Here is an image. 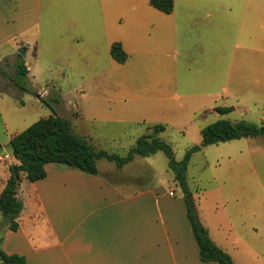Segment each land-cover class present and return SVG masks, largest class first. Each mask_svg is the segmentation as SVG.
Here are the masks:
<instances>
[{
    "label": "crops",
    "instance_id": "crops-1",
    "mask_svg": "<svg viewBox=\"0 0 264 264\" xmlns=\"http://www.w3.org/2000/svg\"><path fill=\"white\" fill-rule=\"evenodd\" d=\"M113 42H120L127 58H140L137 69L158 73H148L141 100L178 98L171 88L180 69L186 70L180 84L193 89L185 97H213L215 88L264 93V0H173L168 14L149 0H0V75L16 90L10 79L15 73L5 67L15 72L19 47L25 48L28 76V54L63 56L101 44L110 54ZM156 52L161 59L150 60ZM14 92L0 86V192L9 165L18 163L9 141L32 124L19 128L24 118L9 94ZM207 111L213 107L199 115ZM238 150L228 155L225 177L215 178V190L222 182L225 193L215 199L213 236L202 223L236 264H264V158L250 162L245 153L251 149ZM45 170L33 182L21 176L18 229L0 221V248L23 255L25 264H217L200 260L185 203L178 199L171 205L153 186L110 181L99 169L93 175L47 163Z\"/></svg>",
    "mask_w": 264,
    "mask_h": 264
},
{
    "label": "rangeland",
    "instance_id": "rangeland-1",
    "mask_svg": "<svg viewBox=\"0 0 264 264\" xmlns=\"http://www.w3.org/2000/svg\"><path fill=\"white\" fill-rule=\"evenodd\" d=\"M102 46L96 45L88 52L86 49L71 51L63 56H54L42 50L38 56L28 54L25 61L31 72L25 78L26 90H16L0 75V86L9 92L15 90L9 94H14L11 98L20 103L19 114L24 120L19 128L39 118L57 114L66 118L71 130L94 148L125 155L138 137L151 133L155 124H163L165 130L156 135L171 145L174 158L179 161L189 147L200 144L201 129L217 120L254 124L264 120V93L260 89L230 88L220 91L215 88L213 97H185L183 92H193L192 88L180 84V76L186 74L185 69L175 73L178 84L171 88L172 94H177L178 98L173 101L141 100L139 97L146 96V84L151 81L147 78L148 73L152 76L158 73L137 69L135 64L140 60L137 56L116 63L106 47ZM148 58L160 60L161 55L156 52ZM2 66L5 64L2 63ZM5 68L9 75H14L13 67ZM42 90L46 92L41 93ZM44 100H48L55 111ZM211 107L213 111L199 115L200 111ZM216 107H231V110L220 113L215 110ZM262 146L264 136L247 137L202 146L191 155L186 183L194 211L201 223L209 227L212 236L215 199L217 194L225 193L222 182L219 190H215V178L220 180L225 177L226 161L231 151L251 149L245 154L250 162H257L264 158ZM5 162H10V159ZM97 167L100 174L110 181L132 183L137 189L153 186L155 191L169 197L171 205L173 199L185 203L183 191L168 168L167 157L160 150L149 156H136L122 168L103 158L97 161ZM22 185L26 192V179ZM0 221H4L1 214ZM2 222L0 229L4 224ZM2 232L1 229L0 237Z\"/></svg>",
    "mask_w": 264,
    "mask_h": 264
},
{
    "label": "trees",
    "instance_id": "trees-1",
    "mask_svg": "<svg viewBox=\"0 0 264 264\" xmlns=\"http://www.w3.org/2000/svg\"><path fill=\"white\" fill-rule=\"evenodd\" d=\"M149 4L167 14L173 9V0H149ZM110 56L117 63H123L127 59V53L122 49L120 42L111 44ZM27 72L22 57L18 54L15 75L10 79L20 90L27 89L25 86ZM38 97L41 98L39 95ZM44 101L55 111L48 100ZM215 110L226 113L231 110V107H216ZM163 130H165V125L155 124L151 133L138 137L127 153L120 155L94 148L83 137L71 130L70 122L66 118L57 114L36 120L23 131L12 136L9 141L13 156L18 163L9 165L10 174L0 192V214L7 228L12 231L18 229L16 219L22 209V202L16 197V188L21 181L22 174L33 182L45 177L47 163H58L77 168L88 174L98 175L97 161L99 159L103 158L113 162L116 167L121 168L136 156L145 157L160 150L167 157L168 168L183 191L186 215L198 245L200 260L213 261L217 264H236L227 252L212 241L206 227L197 217L186 183V171L191 155L200 150L202 146L233 139L264 136V120L260 124L217 120L201 129L200 144L189 147L179 161L174 158L171 145L156 135ZM25 262L23 255L7 254L0 248V264H25Z\"/></svg>",
    "mask_w": 264,
    "mask_h": 264
},
{
    "label": "water",
    "instance_id": "water-1",
    "mask_svg": "<svg viewBox=\"0 0 264 264\" xmlns=\"http://www.w3.org/2000/svg\"><path fill=\"white\" fill-rule=\"evenodd\" d=\"M18 53H19L21 56H24V55H25V48L21 47V48L18 50Z\"/></svg>",
    "mask_w": 264,
    "mask_h": 264
},
{
    "label": "built area",
    "instance_id": "built-area-1",
    "mask_svg": "<svg viewBox=\"0 0 264 264\" xmlns=\"http://www.w3.org/2000/svg\"><path fill=\"white\" fill-rule=\"evenodd\" d=\"M172 194V192H170Z\"/></svg>",
    "mask_w": 264,
    "mask_h": 264
}]
</instances>
